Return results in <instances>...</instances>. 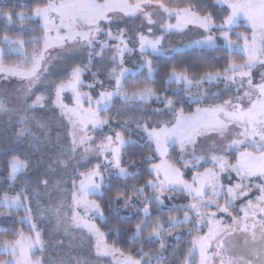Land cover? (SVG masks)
<instances>
[{
  "label": "snow or ice",
  "instance_id": "snow-or-ice-1",
  "mask_svg": "<svg viewBox=\"0 0 264 264\" xmlns=\"http://www.w3.org/2000/svg\"><path fill=\"white\" fill-rule=\"evenodd\" d=\"M27 2V11L23 3L0 8V79L26 82L15 103L0 94V120L19 126L14 140L2 142L4 155L19 154L5 162L8 189L0 192L5 209L0 233L7 235L0 236L5 257L0 264H82L70 256L47 255L50 245L64 247L62 240L53 245L44 238L48 229L40 225L53 220L52 235L86 232L95 238L96 254L111 256L115 264H264V72L258 82L253 79V69L264 68V0H216L227 6L220 23L202 0L184 7L164 0H35L34 7L33 0ZM156 16L167 17L159 21V36L153 31ZM141 17L147 34L136 31L133 40L119 25ZM241 21L250 34L234 31ZM190 26L199 38L164 47L167 35L187 36ZM217 48L224 55L212 59L225 60L221 67L173 66L162 92L146 82L155 83L159 56ZM236 49L245 55L241 62L231 58ZM136 51L138 62L128 67L126 55ZM13 56L20 59L5 63ZM56 76L64 78L57 82ZM65 93L71 94L70 102ZM182 101L198 106L186 113ZM153 102L162 107L150 108ZM46 107L65 129L63 135L57 131L52 137L54 120L47 113L30 114ZM160 115L171 118L153 120ZM105 128L108 134H90ZM174 145L179 166L169 159ZM145 148L152 154L143 155ZM202 161L212 166L185 179L183 169L199 168ZM30 171L24 186L13 191L15 181ZM172 193H186L189 203L166 204L175 199ZM165 210L177 214L164 216ZM20 211L24 215L17 217ZM97 220L109 233L123 234L132 250L109 245ZM13 223L26 225L28 232ZM187 224L192 227L184 229ZM185 231L191 236L188 246L185 252L174 250L170 261L164 255L171 247L166 238L179 239ZM157 243L155 252L145 251Z\"/></svg>",
  "mask_w": 264,
  "mask_h": 264
},
{
  "label": "rangeland",
  "instance_id": "rangeland-1",
  "mask_svg": "<svg viewBox=\"0 0 264 264\" xmlns=\"http://www.w3.org/2000/svg\"><path fill=\"white\" fill-rule=\"evenodd\" d=\"M23 3V4H28L27 0H4V3ZM33 2H35V0H33ZM129 2L134 3L135 0H129ZM220 6H225L226 5H221L218 4ZM154 19H156L158 21V23L153 27V31L155 33V35L159 36L161 34V30H160V25H159V21L161 19H164L165 21L167 20V17H161V16H156L153 17ZM125 23H121L119 25V27L124 28L128 31L129 36H131L133 38V40H135V35L134 33L136 31H141V32H145V34H147V25L145 23H142L143 18H125ZM171 23H175V19L173 18L171 21ZM240 26H244L243 21L240 22ZM113 31L116 30V25H113ZM245 27V26H244ZM190 28L192 29V32L189 33V35L181 37L179 34H170L166 36V39L164 41V47L165 48H169L171 47H176L181 40H187L190 37L195 39V38H199L198 35H196L195 33L197 32V30L195 29L194 26H190ZM248 28V27H245ZM235 32H248L250 34L251 29L248 28V30H244V29H239V27H236L234 29ZM216 35H219V33H216ZM235 40V36L232 37ZM101 39H104L103 36H101ZM114 43V42H113ZM240 43L242 44L243 41H240ZM130 47H136L135 44H130ZM187 49H182L181 51H184ZM234 51H237L241 54L242 51H240V49H236ZM180 52V51H179ZM177 53V52H176ZM174 53H169L163 56H170L173 55ZM53 56L56 55L55 52L52 53ZM138 56H139V52H133L130 54L126 55V61H127V66L128 67H133V64L138 62ZM243 56L245 57V55L243 54ZM86 62V61H85ZM77 63H79V61H77ZM264 72V68H260L259 66H257L256 68L253 69V79L254 82H258L260 80V74ZM54 79L57 80V82L60 79H63V76H56V77H52ZM85 82L90 83L91 80L89 78V74L85 73ZM26 87V82H21L19 79L13 77L10 78L8 80H4V79H0V94H4L7 93L10 95L11 99L13 100V102L15 103L17 100V96H22V92H18L17 90L23 89ZM206 87H210L207 86ZM83 91H90V89H88L87 87H84L82 89ZM212 91H218L220 89H217L215 87L211 88ZM95 94V93H93ZM65 95L67 97H69L68 100H66L65 102H70V93H65ZM227 98V97H225ZM32 99H34V96L32 97ZM29 103H31V100L28 101ZM189 103H191L190 101H188ZM205 103H211V101H206ZM12 105H9V107H11ZM87 106V105H85ZM198 106V105H197ZM196 106V107H197ZM199 106H204V105H199ZM147 107V106H146ZM158 107H162V105L159 102H153L150 105V108H158ZM43 113H47V115L49 117H52L54 120V123L52 125V131H51V135L53 138H55V136L57 135V131H60L61 135H63L65 129L60 128L58 126V122L55 121V117L53 112L51 111L50 107H46L43 110L37 109L34 113H30V114H43ZM56 115H58V113H56ZM170 115H160V116H153V120H168L170 119ZM7 118L4 117L2 120H0V146L3 145L5 146L4 143H2L3 141H9L14 140L13 137V133L18 129V125L14 128L10 125H6L3 121L6 120ZM66 123V121H65ZM94 136H96L97 138L101 135V134H108L107 133V128L104 129L103 133L100 132H95V133H90ZM7 146H12L11 143H9ZM201 146H204V142H203V138H201ZM172 147H176L177 149V156L179 154V146L178 145H174V146H170V153H171V149ZM3 150L0 148V156L2 155ZM12 153H16L19 154L18 152H12ZM198 154H203V153H199ZM157 162L159 161V157L157 156ZM229 159L232 160L233 162L235 161V154H230L229 155ZM97 161L95 159H93L92 163H96ZM202 166L196 169H183V171L185 172V175L187 174V172H191V175L194 171H203L205 168L211 167V163H205V162H201ZM83 170V169H81ZM69 171H71V169L69 168ZM31 171L29 172L28 175H21L16 181L15 183H17V181H20V186L19 187H23L24 184L23 182L27 179H29V177L31 176ZM191 175L189 177L188 180L191 179ZM186 179V178H185ZM259 182V181H256ZM15 185V188H19ZM255 192V190H254ZM258 195V193H255ZM171 195H173L175 197V199L173 201H165V203H178V204H187L189 203V199L187 198V194L186 193H172ZM47 198H45L46 200ZM91 199V198H90ZM225 220L227 221V218H225ZM55 224V221L53 220L51 224L48 223V221H45L43 224L40 225L41 229H48V233L45 234L44 238L45 240H51L53 242V245L55 243V241L57 240H62L64 242V247L62 248H53L50 245L49 251L47 253L48 256L52 257V258H59L62 256H70L72 257L74 260H80L82 262V264H115V260L111 257V256H98L96 254L95 251V238L90 237L86 232L77 230V229H69V235H65L63 230H61L59 233L52 235V229H53V225ZM207 228H203L201 234H203V232H206ZM37 256L40 255L39 252H37L36 254ZM5 258V257H4ZM2 258V259H4Z\"/></svg>",
  "mask_w": 264,
  "mask_h": 264
},
{
  "label": "trees",
  "instance_id": "trees-1",
  "mask_svg": "<svg viewBox=\"0 0 264 264\" xmlns=\"http://www.w3.org/2000/svg\"><path fill=\"white\" fill-rule=\"evenodd\" d=\"M164 2L167 3L170 7H184L187 3L190 2V0H164ZM202 2L207 5V7L205 8V11H209V12L213 13V16L215 18L216 23H220L223 16L227 14V12L224 11V9L226 7L218 5L216 3V0H202ZM14 4H16V3H12V2L3 3V4H0V8L11 7ZM25 5H26V7L23 10L27 11L29 5L28 4H25ZM30 6L34 7L35 2H33ZM216 13H219V15L217 16ZM18 24H19V22L17 21L16 26H18ZM3 25H4V21L0 20V34H2V32H3ZM30 26L33 28L36 27L35 24H32ZM239 29L248 30V28H245L244 26H239ZM36 34H37L36 32L29 33V35H36ZM223 55H224V49L223 48H217L215 51L204 50L203 52H201L199 50L187 49L184 51L174 53L173 55H170V56H159V57L155 58V61H154V66H156L160 69V71L157 72L156 74H154V76H153L155 83L153 84L151 81H146V82L149 83L150 86L155 87L162 92L163 91V81L166 77L168 69H170L171 67H173V66H176L178 68L189 67V70H194L193 66H195L196 64H208V63L214 64L217 67H221L226 63V61L223 59H220L219 61L213 60L212 57L223 56ZM231 58L237 62H241L245 59L243 54H241L237 51H233L231 53ZM19 59H20L19 57L13 56L10 59H6L5 63H13ZM170 87L172 89H175L176 85L173 84ZM166 94L171 96L172 92L169 91ZM117 106H119V105H117ZM180 106H183L185 112L189 113V112H193L195 110L197 104L189 103L188 101H182V104ZM101 115H106V114L102 113ZM114 127H115V125H114ZM4 147L5 146H3V145L0 146V148L2 150L4 149ZM131 151L132 150L130 149L129 152H131ZM13 154H16V153H9L8 155H4L2 153V155L0 156V192L8 189V184L4 182L7 178V170L5 167V162ZM151 154L152 153L149 152L147 148L144 149L143 155H151ZM135 158L137 160H139L140 156L138 155ZM169 159L172 162L177 163V166H179V163L177 161V149H176V147H172L171 155H170ZM153 162H157V158ZM145 167H147V165H145ZM190 175H191V172H187V174L185 175V178L189 179ZM15 185L17 187H19L20 181H17V183H15ZM18 189L19 188L13 189V191L18 190ZM90 198L91 199H97V200L100 199L99 197H96V196H93ZM101 203L103 204L104 201H101ZM0 211H5V209L0 208ZM105 214L109 215L108 212H106ZM169 214L175 215L177 213H175V212L169 213L167 210H165V212L163 213L164 216H167ZM15 215L17 217L23 216L24 212L20 211V212L15 213ZM96 223L99 224L101 226V230L106 233L105 240L109 245L115 244L117 247L121 248L125 252L132 250V246L130 244H125L123 242L125 239L123 234L120 237H117L115 232L109 233L108 226L103 225L99 220H97ZM113 223H116V221L114 220ZM11 226L15 227V228H23L25 233L28 232V227L26 225H20L19 223H13V224H11ZM182 227L184 229H187V228L192 227V225L187 224V225H183ZM5 235H7V233H0V236H5ZM192 235H196V233H192ZM190 239H191V236L189 235V233L187 231H185L179 237V239H175L172 237L166 238L165 242L170 243L171 247H169L167 249V251L164 253L165 257L167 259H169L170 261L174 260V257H173L174 250L179 249L180 252H185V250L188 246V241ZM137 243H139V241ZM157 247H158V243L156 245H146L145 251L150 250L152 252H155ZM2 258H4V256H0V259H2Z\"/></svg>",
  "mask_w": 264,
  "mask_h": 264
}]
</instances>
